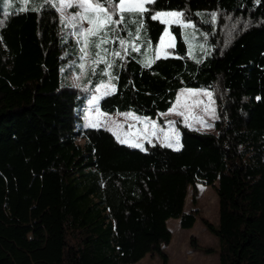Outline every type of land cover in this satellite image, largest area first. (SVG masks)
I'll use <instances>...</instances> for the list:
<instances>
[{"label":"trees","instance_id":"16d2710c","mask_svg":"<svg viewBox=\"0 0 264 264\" xmlns=\"http://www.w3.org/2000/svg\"><path fill=\"white\" fill-rule=\"evenodd\" d=\"M52 4L0 0V264H135L147 254L169 264L167 220L194 226L199 185L218 197V224L201 221L218 240L219 264H264V0L147 5L183 12L205 33L199 60L172 25V56L144 67L152 54L146 42L154 49L164 27L150 13L139 40L126 23L105 46L110 53L121 50L120 38L128 42L122 57H107L118 79L111 81L115 94L99 101L104 113L161 122L179 89L211 92L216 133L177 119L178 151L155 140L141 151L78 122V110L109 77L100 64L87 73L85 88L69 81L78 72V44ZM189 244L201 248L194 236Z\"/></svg>","mask_w":264,"mask_h":264},{"label":"rangeland","instance_id":"374dc122","mask_svg":"<svg viewBox=\"0 0 264 264\" xmlns=\"http://www.w3.org/2000/svg\"><path fill=\"white\" fill-rule=\"evenodd\" d=\"M17 1L22 2V0H17ZM54 4H58V0H54ZM74 10L75 9H67L66 12H71ZM65 25L70 29V31L68 32L65 29V35L66 36L70 35L77 42L78 56H79L76 64V68L78 72L77 71L70 72L69 81L75 86H81L82 88H85L86 75L90 71V69H92L96 65H93L91 63V59H88L87 61L81 60L80 57L82 54L80 53L79 49L82 46V44L78 42V37L73 35V29L71 28V26L67 23H65ZM118 29H120V27H118ZM194 30H191L189 28H183L182 35L187 41V45H188L187 53L189 54V56L195 60H199L201 53H205V51L207 50V43L205 40V33L198 28H194ZM117 33L118 32L116 31L115 33L110 34L111 43L115 39V37H117L118 35ZM90 56H91V50H90ZM80 63L86 64L85 69L81 70L79 68ZM108 81L109 79L105 83H108ZM189 89L198 92L199 93L198 97L189 96L187 94V90ZM206 92H209V90L200 89V88H186V87L181 88L178 90L175 101L173 102L171 108L176 105V100L177 97L179 96L181 100V105L178 110L184 111L185 114L189 116V120H188L189 126L186 127L192 130L216 133V130L214 128V121L216 120L217 117L215 101L212 98L214 103L211 105V107L215 109V118H214L210 113H205L204 111V105L207 104L209 100L208 96L204 95V93ZM93 95H98L101 98L105 96L103 93V89L101 90L100 93L95 92ZM93 95H91L88 98L84 108L78 110V114H79L78 122L84 123L86 127H90L88 126L90 120L93 121L99 120L102 122V125L100 127L109 130L115 136L116 139L117 136H120L121 139L128 138L131 141L132 138L137 136V134H140L142 137L141 143H143V146L144 143L147 142L146 140L143 139L144 133L148 134V139H150L151 142L155 140L161 144L164 133H168L169 135H172L173 131H175L179 136V145H181L180 134L175 125V121L179 119L181 124L185 125L184 119L182 116H178L175 113L171 112L170 111L171 108L166 112L159 114V117L162 120L161 122H159L157 118L151 119L147 116H141L133 112H130L135 117L139 118L138 120H134L130 117L126 118L124 115H122L123 113H129V112H121V113L115 112L112 114L104 113L99 108V101L101 100V98L97 101L95 106H90L89 101ZM197 101L200 102L198 105L196 104ZM184 105H187V107H184ZM97 109H99V112H97ZM193 117H195V119H193ZM144 118H147L148 124L144 122ZM201 119L205 121L207 125H211V127L202 126L201 123L199 122V120ZM113 121L115 122V124L120 125V127L119 128L115 127V125L112 123ZM170 121L174 123L170 125L169 124ZM152 122H155V124L157 125L156 136H153L151 134L152 129L149 127V125ZM117 141L120 142V140L118 139ZM123 144L128 145L127 143H123ZM198 189H199L198 190L199 197H198L197 207L200 210V214L199 217L196 219L194 226L191 229H183L179 225V219L169 218L167 220V226L172 232V238L170 243L167 246H165L163 250L169 256V264H219L218 240L213 234H211L204 227L201 221V217H205L212 223L218 224L219 221L218 197L215 191L210 186L199 185ZM190 207H191V198H190V193H188L185 202V211H188ZM190 236L195 237L196 243L199 244L201 248L202 247L211 248L212 251L205 252L201 250V248L195 249L191 247L189 244ZM135 264H161V261L157 255L151 257L150 255L147 254L139 261H137Z\"/></svg>","mask_w":264,"mask_h":264},{"label":"snow or ice","instance_id":"6c2138e0","mask_svg":"<svg viewBox=\"0 0 264 264\" xmlns=\"http://www.w3.org/2000/svg\"><path fill=\"white\" fill-rule=\"evenodd\" d=\"M23 4H27L28 0H22ZM47 3H51V0H45ZM156 0H58V4H52V7L56 8L57 11L61 13V23H67L73 29V35L78 37V42L82 44L79 51L82 54L81 60L87 61L91 59L93 65L99 66L100 64L105 65L104 68H101L100 71L102 74L109 77L108 83H101L95 88L96 93H100L103 89L105 96L115 94L114 89L116 87L111 81L118 79V77L112 76L109 69L113 67L111 61L107 59L110 54L113 58L122 57L123 52L128 51L127 43L125 39H119L120 51L112 50L109 53V49L105 47L109 44L112 33H115L117 28L123 24L130 23L134 25V32L129 33V36H134L135 39L139 40L141 37V32L145 28V19L144 14L150 13L149 19L152 21H158L164 27L162 28L161 35L157 38V44L155 48H152V42L147 41L146 46L152 50V55L150 57L146 56L144 61V67H150L151 63H154L157 59H167L172 56V52L168 49L175 48V36L172 34L171 28L172 25H176L180 28L191 27L189 21L184 20V13L180 11H153L147 5L154 4ZM11 3V0H9ZM35 3V0H34ZM39 7V5H37ZM67 9H75L71 12H66ZM33 10H36L35 8ZM18 11H25L24 7H20ZM212 20L215 21L216 14L213 13ZM87 25V26H85ZM91 50V56H90ZM131 51L139 52L140 48L136 44H131ZM86 64L80 63L79 68L81 70L85 69ZM92 73H96V67L91 69ZM189 96H196L199 93L194 90H187ZM204 95L208 96V103L204 105L205 113H210L215 118V109L211 107L214 103L212 100L211 92H206ZM101 97L98 95H93L89 101L90 106H95L97 101ZM259 99V98H258ZM200 102L197 101L198 105ZM181 105L180 97H177L176 105L173 106L170 111L175 113L178 116H182L184 119L185 126L188 125L189 116L185 114L184 111L178 110ZM196 106V105H193ZM187 107V105H184ZM99 112V109H97ZM126 118L130 117L134 120L139 118L135 117L132 113H123ZM195 119V117H193ZM144 122L148 124L147 118H144ZM202 126L211 127L207 125L202 119L199 120ZM115 127L119 128L120 125L112 122ZM174 122H169L173 124ZM102 122L99 120H90V127H100ZM149 127L152 129V135L156 136L157 125L155 122H152ZM115 134V133H114ZM117 139L121 143H127L130 147L139 148L141 151L146 149L141 143V135L137 134L136 137L132 138L130 141L128 138L121 139L120 136H117ZM143 139L148 143H151V140L148 139V134H143ZM155 146V145H153ZM161 146L171 147L174 150L178 151L180 148L179 145V136L173 131L172 135L164 133L163 140L161 141Z\"/></svg>","mask_w":264,"mask_h":264},{"label":"crops","instance_id":"0c3cea01","mask_svg":"<svg viewBox=\"0 0 264 264\" xmlns=\"http://www.w3.org/2000/svg\"><path fill=\"white\" fill-rule=\"evenodd\" d=\"M192 25V24H191ZM189 29H191V30H194V27L193 26H191V27H188ZM182 30H183V28H182ZM195 31V30H194ZM175 44V43H174ZM152 55V54H151ZM161 114V113H160ZM168 258H169V256H168Z\"/></svg>","mask_w":264,"mask_h":264}]
</instances>
